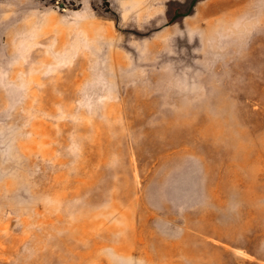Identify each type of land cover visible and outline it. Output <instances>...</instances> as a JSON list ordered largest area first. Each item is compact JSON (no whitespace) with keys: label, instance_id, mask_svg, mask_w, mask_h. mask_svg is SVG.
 I'll use <instances>...</instances> for the list:
<instances>
[{"label":"rangeland","instance_id":"374dc122","mask_svg":"<svg viewBox=\"0 0 264 264\" xmlns=\"http://www.w3.org/2000/svg\"><path fill=\"white\" fill-rule=\"evenodd\" d=\"M0 264H264V0H0Z\"/></svg>","mask_w":264,"mask_h":264}]
</instances>
